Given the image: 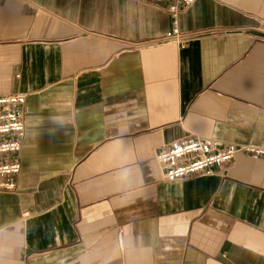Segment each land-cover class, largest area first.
<instances>
[{
    "label": "crops",
    "instance_id": "obj_1",
    "mask_svg": "<svg viewBox=\"0 0 264 264\" xmlns=\"http://www.w3.org/2000/svg\"><path fill=\"white\" fill-rule=\"evenodd\" d=\"M0 0V95L23 93L0 264H264V160L163 177L183 137L264 146V0Z\"/></svg>",
    "mask_w": 264,
    "mask_h": 264
},
{
    "label": "built area",
    "instance_id": "obj_2",
    "mask_svg": "<svg viewBox=\"0 0 264 264\" xmlns=\"http://www.w3.org/2000/svg\"><path fill=\"white\" fill-rule=\"evenodd\" d=\"M161 3L167 1L171 16V28L163 35L165 41L182 46L188 36L179 27V15L183 8L195 0H141ZM23 93L0 95V191L17 189L22 172L21 148L25 137V123L21 106ZM237 153H244L255 160H264V146L223 144L214 138L183 137L161 149L156 156L167 181L184 178L197 172H212L217 165L229 162Z\"/></svg>",
    "mask_w": 264,
    "mask_h": 264
}]
</instances>
